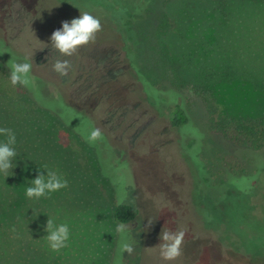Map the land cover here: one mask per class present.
Returning <instances> with one entry per match:
<instances>
[{"label": "rangeland", "instance_id": "obj_1", "mask_svg": "<svg viewBox=\"0 0 264 264\" xmlns=\"http://www.w3.org/2000/svg\"><path fill=\"white\" fill-rule=\"evenodd\" d=\"M83 12L101 31L61 56L50 37ZM11 59L32 64L29 85L11 84ZM57 59L71 61L67 77ZM204 78L218 118L264 117V0H0V128L16 135L0 173V264H264V149L206 129ZM45 166L68 186L30 199ZM117 205L139 209L131 255L119 251ZM48 216L69 226L59 252ZM164 227L185 232L175 261L156 247Z\"/></svg>", "mask_w": 264, "mask_h": 264}, {"label": "clouds", "instance_id": "obj_2", "mask_svg": "<svg viewBox=\"0 0 264 264\" xmlns=\"http://www.w3.org/2000/svg\"><path fill=\"white\" fill-rule=\"evenodd\" d=\"M101 22L98 18L88 12H83L78 18H73L70 22L63 21L62 28L55 30L50 37V46L52 50L58 52L61 56L71 57L77 53L78 49L93 42L96 34L101 31ZM10 68V80L13 86L18 84L27 86L30 83V73L32 64L28 62H8ZM53 71L61 77H67L71 68V61L68 59H57L52 66ZM0 135L6 137L0 141V173L8 177L9 170L13 168V160L16 157V151L13 147L16 144V135L10 128H0ZM101 131L93 129L90 133V139L96 140L101 137ZM47 175L41 171L35 179L31 180V185L26 189V196L30 199H40L50 193L57 192L68 186V182L58 172L50 170L45 166ZM49 217V216H48ZM153 222L148 220L146 231L151 229ZM15 229H13L14 231ZM44 237L48 247L59 252L68 246L70 239L69 226L66 223L56 224L54 219L49 217ZM131 226L120 223L116 226L115 232L120 235L119 251L131 255L134 251V245L131 240ZM185 232L183 230L172 231L162 229L159 239L161 243L159 255L164 261H175L182 255V244L184 242Z\"/></svg>", "mask_w": 264, "mask_h": 264}, {"label": "trees", "instance_id": "obj_3", "mask_svg": "<svg viewBox=\"0 0 264 264\" xmlns=\"http://www.w3.org/2000/svg\"><path fill=\"white\" fill-rule=\"evenodd\" d=\"M1 65L4 66L2 62ZM171 84L177 88L176 82ZM195 92L207 113L208 122L205 127L208 131L218 132L234 145L247 148L253 152L264 149V117L258 120L236 117L218 118L215 86L207 78L196 85ZM172 114L174 123L177 126H181L187 120L185 108L181 104L174 105ZM7 208L8 206L3 205L1 209L7 210ZM138 216L139 209L137 207L131 205H117L114 207V218L119 223L129 224L135 221Z\"/></svg>", "mask_w": 264, "mask_h": 264}]
</instances>
